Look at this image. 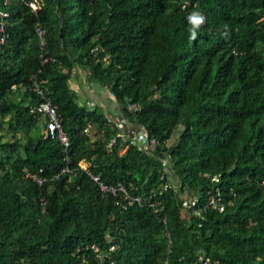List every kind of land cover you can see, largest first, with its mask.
Here are the masks:
<instances>
[{
  "label": "trees",
  "instance_id": "trees-1",
  "mask_svg": "<svg viewBox=\"0 0 264 264\" xmlns=\"http://www.w3.org/2000/svg\"><path fill=\"white\" fill-rule=\"evenodd\" d=\"M0 22V264H264V0H0ZM77 67L92 92L69 85ZM32 79L65 151L28 111ZM78 163L141 202L121 208Z\"/></svg>",
  "mask_w": 264,
  "mask_h": 264
},
{
  "label": "built area",
  "instance_id": "built-area-1",
  "mask_svg": "<svg viewBox=\"0 0 264 264\" xmlns=\"http://www.w3.org/2000/svg\"><path fill=\"white\" fill-rule=\"evenodd\" d=\"M28 4L31 5L32 8L35 7V3L33 1H29ZM35 29H36V34L38 35L39 38V43L42 44L43 29L39 28L38 26H36ZM4 36L5 33L2 31V24L0 22V43L3 41ZM46 59H49V57L43 56L41 58V62L45 61ZM262 84L264 85V80L262 81ZM29 89L32 90L37 96V99L28 106L29 113L37 120L44 121L45 133L50 137L56 138L57 141L62 145L63 150L65 151L66 146L68 144V138L66 133L62 129L59 116L56 112L55 104L52 103L49 96L44 93L37 80L32 79L31 84L29 85ZM106 115L107 117H109L107 113ZM117 125L122 128L121 131L123 132V135L126 136L130 141L135 142L138 147L147 148L153 145L154 141L148 140L146 138L147 135L146 130L142 124L129 123L122 117H119L117 120ZM139 138H143L144 140L140 141ZM113 142H114V137L112 136L107 141L106 147L110 148ZM161 159H162L161 162L163 164L164 172H168L169 168L167 167V161L165 157H162ZM78 166L81 167L86 172L89 178L96 183L97 187L102 192L110 194L111 196H116L115 201H117L120 204L121 208H126L132 203L141 202L140 195L136 193L128 192L121 181L117 180L115 182H106L100 179L98 174L90 171L85 165L78 163ZM64 170H68L66 164L62 165L58 171L50 172L47 175L40 174L38 171H34L27 168L23 169V174L25 176L30 177L37 184H40L46 178H56L58 173ZM166 187H167L166 182L161 183L159 187V191L165 189ZM196 201H197V196L188 195L187 197H182L181 210L182 212H186L185 214L186 216H189L191 212L195 211V208H193L191 204L195 203ZM209 203L210 204L214 203V198L211 194L208 196L206 195L205 201L204 203H202V206H206ZM148 204H152V202L149 201ZM161 219H163V217ZM90 246L96 249L94 245L91 244Z\"/></svg>",
  "mask_w": 264,
  "mask_h": 264
},
{
  "label": "clouds",
  "instance_id": "clouds-1",
  "mask_svg": "<svg viewBox=\"0 0 264 264\" xmlns=\"http://www.w3.org/2000/svg\"><path fill=\"white\" fill-rule=\"evenodd\" d=\"M187 20L189 24L191 25L190 28V39H196L197 36V30L201 25L205 23V17L204 15L199 11H194L191 14L188 15ZM97 174V173H96Z\"/></svg>",
  "mask_w": 264,
  "mask_h": 264
},
{
  "label": "crops",
  "instance_id": "crops-1",
  "mask_svg": "<svg viewBox=\"0 0 264 264\" xmlns=\"http://www.w3.org/2000/svg\"><path fill=\"white\" fill-rule=\"evenodd\" d=\"M78 68V67H77ZM80 71H81V69H77V71H74V72H72L71 73V78L69 79V85L71 86V87H73V89H75V90H77V91H79V89H82V90H86V91H88L89 90V92H92L93 90H91L92 88L90 87V85H82V88H79V86H81V84L83 83L81 80H80ZM76 77H79V83H78V80H76ZM74 80L75 81H77L76 83H78L79 84V86L77 87V84L74 82ZM81 82V83H80ZM86 86H88V87H86ZM111 107H113V105L111 106ZM114 108V107H113Z\"/></svg>",
  "mask_w": 264,
  "mask_h": 264
},
{
  "label": "rangeland",
  "instance_id": "rangeland-1",
  "mask_svg": "<svg viewBox=\"0 0 264 264\" xmlns=\"http://www.w3.org/2000/svg\"><path fill=\"white\" fill-rule=\"evenodd\" d=\"M80 80L83 82L82 85H89L88 83H86L85 74H84L83 70L80 71ZM74 82L76 83L77 81L74 80ZM76 84H77V87H78L79 84L78 83H76ZM86 87H88V86H86ZM112 109H113V107H112ZM107 113H110V112L108 111ZM139 139H140V141L144 140L143 138H139ZM170 175H171V177H174V175L172 173ZM188 195H190V194H185L184 197H187ZM181 213L182 214H186V212H182V210H181Z\"/></svg>",
  "mask_w": 264,
  "mask_h": 264
}]
</instances>
